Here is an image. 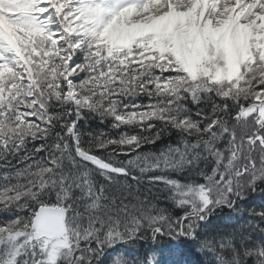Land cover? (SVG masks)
<instances>
[{"label":"snow or ice","instance_id":"1","mask_svg":"<svg viewBox=\"0 0 264 264\" xmlns=\"http://www.w3.org/2000/svg\"><path fill=\"white\" fill-rule=\"evenodd\" d=\"M164 240L264 264V0H0V264Z\"/></svg>","mask_w":264,"mask_h":264},{"label":"trees","instance_id":"2","mask_svg":"<svg viewBox=\"0 0 264 264\" xmlns=\"http://www.w3.org/2000/svg\"><path fill=\"white\" fill-rule=\"evenodd\" d=\"M159 247L163 249V255L159 258H163L165 264H195V257L188 253L181 241L164 240Z\"/></svg>","mask_w":264,"mask_h":264},{"label":"rangeland","instance_id":"3","mask_svg":"<svg viewBox=\"0 0 264 264\" xmlns=\"http://www.w3.org/2000/svg\"><path fill=\"white\" fill-rule=\"evenodd\" d=\"M162 251H163V249H162ZM162 260H163V258H161ZM165 264V263H164Z\"/></svg>","mask_w":264,"mask_h":264}]
</instances>
